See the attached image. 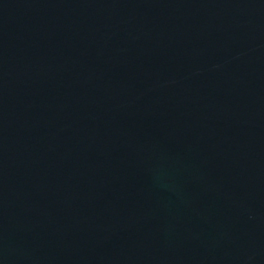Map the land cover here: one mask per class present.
Returning <instances> with one entry per match:
<instances>
[{
	"label": "water",
	"instance_id": "95a60500",
	"mask_svg": "<svg viewBox=\"0 0 264 264\" xmlns=\"http://www.w3.org/2000/svg\"><path fill=\"white\" fill-rule=\"evenodd\" d=\"M0 264H264V0H0Z\"/></svg>",
	"mask_w": 264,
	"mask_h": 264
}]
</instances>
